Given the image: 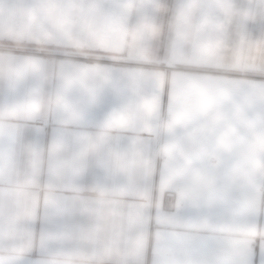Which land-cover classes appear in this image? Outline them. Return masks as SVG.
<instances>
[{"label": "crops", "instance_id": "obj_1", "mask_svg": "<svg viewBox=\"0 0 264 264\" xmlns=\"http://www.w3.org/2000/svg\"><path fill=\"white\" fill-rule=\"evenodd\" d=\"M76 1L73 39L102 61H73L48 105L30 103L28 85L0 97V221H30L28 230L0 229V264H154L157 213L173 214L175 201L201 193L199 204L220 207L219 215L171 230L189 243L207 233L217 247L184 254L196 264H234L252 242L247 264H264V186L256 180L264 172V0ZM152 79L175 89L172 109L167 91H146ZM50 112L57 127L42 165L1 146L28 141L30 130L46 141L34 121ZM149 139L158 144L151 154ZM185 176L191 183L168 203V186ZM37 204L71 213L37 215ZM145 208L148 233L130 236ZM38 220L73 223L70 245L58 244L55 231L34 245Z\"/></svg>", "mask_w": 264, "mask_h": 264}, {"label": "rangeland", "instance_id": "obj_2", "mask_svg": "<svg viewBox=\"0 0 264 264\" xmlns=\"http://www.w3.org/2000/svg\"><path fill=\"white\" fill-rule=\"evenodd\" d=\"M0 0V97L14 94L16 90H25L28 85V96L30 103H41L43 99L48 105L55 99L57 88L61 79H68L73 70V61H102L101 55H96L91 47L85 45V41L73 39V0ZM78 1V0H77ZM76 1V2H77ZM137 1V0H136ZM138 5L135 3V6ZM134 8V7H133ZM61 9V10H60ZM81 23H77L80 27ZM73 41L74 44L73 45ZM119 60V59H112ZM129 59L121 61L122 64H137L142 67L157 66L158 63L133 62ZM12 67V69L10 68ZM39 106V105H37ZM48 110V106H47ZM48 114V112H47ZM169 117V118H166ZM171 116L163 111L162 121L170 120ZM50 121L51 126L45 128L37 124L38 120ZM37 127H40L47 137V140L41 139L36 130L29 131V140L14 141L12 144L1 143L5 148L15 150L14 155H23L25 158H33L37 165H42L44 160L48 159L44 154L51 145V130L57 127L52 120L51 112L45 117L37 118L34 121ZM158 166L164 160L159 161ZM67 156L70 158L71 151L67 150ZM20 158L16 157L15 161ZM168 193V192H167ZM166 193V195H167ZM175 193V192H174ZM176 199L166 201L174 203ZM43 202V200L41 201ZM38 213L50 215L69 214L68 209L58 207L51 211L48 206L36 205ZM73 213V212H72ZM16 223L19 229L28 230L30 221L21 220L15 222L5 220L0 221V229L5 226ZM71 222L65 221H35L33 229L36 232L33 244L38 245V238L46 236L48 231L53 235L56 232V241L63 247H68L71 242L73 227ZM70 249L62 250L63 253ZM73 254V250H72Z\"/></svg>", "mask_w": 264, "mask_h": 264}, {"label": "snow or ice", "instance_id": "obj_3", "mask_svg": "<svg viewBox=\"0 0 264 264\" xmlns=\"http://www.w3.org/2000/svg\"><path fill=\"white\" fill-rule=\"evenodd\" d=\"M164 71H170L169 68H165ZM187 85L184 82L179 83L177 88H185ZM144 87L146 91L150 94H156L160 98L163 93L167 91L169 99V109L173 108L170 95L175 90L173 86L160 84L157 80L152 79L145 82ZM151 122V121H150ZM147 151L149 154L154 152L158 144L154 143L151 139L146 141ZM175 162H169L168 168H174ZM169 172L167 170L161 172V180L167 176ZM257 182L264 186V172L257 173ZM191 183L189 176H185L183 179L177 180L170 184L167 188V192H174L183 189ZM148 181L142 183V187L147 188ZM204 199L203 194H199L197 197L190 199H179L175 201L176 210L173 214H166L163 212L157 213V218L159 220V225L163 227V230L157 231L158 239L153 241L154 246V264H196V257L194 255H185L184 250H188L192 253H207L214 250L217 245L215 240L207 233L199 234L190 243L187 238L182 234L174 233L171 230L173 224H179L187 220L198 221L203 217H211L215 219L222 210L220 207H205L199 204V201ZM264 211V204L261 205V210ZM151 208H145L142 212L144 222L141 223L135 231L129 233L130 236H135L138 233L146 232L148 233V225L151 217ZM250 224V223H249ZM252 243V242H251ZM250 243V244H251ZM148 244V243H147ZM147 244L140 249L141 254L144 252ZM250 244L245 249V255L242 258H237L234 264H247V254ZM166 249L175 250V255H168Z\"/></svg>", "mask_w": 264, "mask_h": 264}, {"label": "built area", "instance_id": "obj_4", "mask_svg": "<svg viewBox=\"0 0 264 264\" xmlns=\"http://www.w3.org/2000/svg\"><path fill=\"white\" fill-rule=\"evenodd\" d=\"M166 118H169V117L166 116ZM37 124L42 125L45 128H49L51 126L50 121H45V120H40V119L37 121ZM163 159H165V153L162 152L160 157H159V161H161ZM166 196H167L168 200H172L175 198V193L174 192H172V193L168 192ZM253 249H257L256 243L253 245Z\"/></svg>", "mask_w": 264, "mask_h": 264}]
</instances>
